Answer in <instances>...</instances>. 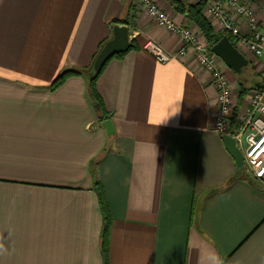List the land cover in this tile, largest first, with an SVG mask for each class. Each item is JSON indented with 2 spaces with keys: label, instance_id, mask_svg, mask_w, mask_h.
<instances>
[{
  "label": "crops",
  "instance_id": "obj_1",
  "mask_svg": "<svg viewBox=\"0 0 264 264\" xmlns=\"http://www.w3.org/2000/svg\"><path fill=\"white\" fill-rule=\"evenodd\" d=\"M245 1L264 31V0ZM126 4L0 0V264H103L97 181L114 218L110 264H264V180L213 130L218 94L195 56L160 62L145 49L180 46L145 9L129 25L140 49L97 81L115 133L100 123L86 83ZM220 66L237 93L236 73ZM66 69L83 75L50 90Z\"/></svg>",
  "mask_w": 264,
  "mask_h": 264
},
{
  "label": "built area",
  "instance_id": "obj_2",
  "mask_svg": "<svg viewBox=\"0 0 264 264\" xmlns=\"http://www.w3.org/2000/svg\"><path fill=\"white\" fill-rule=\"evenodd\" d=\"M140 1L150 18L177 36L180 42L179 48L174 51H166L153 41L147 42L145 49L160 62L181 60L191 54L195 56L200 67L210 74L218 94L213 130L235 138L244 155L246 175L255 180H264V89L253 91L244 102L246 104L234 113L237 96L220 66L223 60L212 53L201 35L186 25L178 24L157 2ZM192 1H204L205 16L209 17L215 28L223 34H229L240 52L247 51L262 62L264 77V31L255 7L245 0Z\"/></svg>",
  "mask_w": 264,
  "mask_h": 264
},
{
  "label": "trees",
  "instance_id": "obj_3",
  "mask_svg": "<svg viewBox=\"0 0 264 264\" xmlns=\"http://www.w3.org/2000/svg\"><path fill=\"white\" fill-rule=\"evenodd\" d=\"M169 5L173 8V10L179 14H183L186 16L190 23L195 26L199 32L201 33V36L203 37L204 41L209 45V47H212L218 40H220L223 36L227 35L231 40L233 41L232 37L229 34H223L219 30H217L214 26V24L211 22L209 17L205 16L204 9H205V2H197V3H187L182 0H166ZM134 0H127L126 9L124 11V16L118 20H116V23L122 24V25H130L134 26L133 18H134V11L135 6ZM140 47L137 44V40L133 39L131 41L130 48L127 52L132 50H139ZM125 53H119L114 55L110 60L113 58H123L127 54ZM108 60L105 65L102 67L101 70H99L97 73H93L92 77L89 79L87 84V93L90 101L93 104H99L100 107L98 108V119L100 123H103L106 120H111L109 114L107 113L105 109L104 102L102 100V97L99 96V92L97 89V81L99 77L101 76L102 72L106 68L107 64L110 62ZM248 71H252L255 73L253 62L249 61L248 66L242 70L241 73L236 74V78L238 79L239 83V94H238V103L242 104L243 99L251 89H264V78L260 77L261 74L256 73L259 81H253V82H247V76H245V73L247 74ZM83 73L80 70L76 69H66L64 71H61V73L58 75V77L51 83L49 86L50 90H56L61 84H63L68 78L73 76H82ZM259 86H263V88H259ZM113 138V137H112ZM109 148V147H108ZM108 148L106 147L102 154L99 156L98 160L94 163H92V166L95 164H98L100 161V158H102L105 153L107 152ZM95 185V191L98 195L99 204L101 208V212L103 214V229L100 239V247L103 257V264H110V232L113 224V215L111 211V207L108 201V197L106 194V191L104 189L103 184L100 181H97Z\"/></svg>",
  "mask_w": 264,
  "mask_h": 264
},
{
  "label": "water",
  "instance_id": "obj_4",
  "mask_svg": "<svg viewBox=\"0 0 264 264\" xmlns=\"http://www.w3.org/2000/svg\"><path fill=\"white\" fill-rule=\"evenodd\" d=\"M112 32H114L113 38L105 43L96 57L92 67V73H97L101 70L105 63L114 55L125 53L130 48L132 40L130 39V27L128 25L117 24L113 27ZM229 39L230 38L227 35L223 36L211 47V51L220 57L234 73L239 74L248 66L249 60ZM259 88H263V86H259ZM99 107V104H95L96 109ZM102 125L107 131L106 134L109 136H112L115 133L114 124L111 120L104 121ZM222 138L227 143L231 154L235 157L237 167L244 170V155L238 147V143L235 138L227 134L222 135Z\"/></svg>",
  "mask_w": 264,
  "mask_h": 264
},
{
  "label": "rangeland",
  "instance_id": "obj_5",
  "mask_svg": "<svg viewBox=\"0 0 264 264\" xmlns=\"http://www.w3.org/2000/svg\"><path fill=\"white\" fill-rule=\"evenodd\" d=\"M133 6H135V10L136 11H141V10H144V8H143V5L141 4V1L140 0H134V5ZM213 23V22H212ZM214 24V23H213ZM215 26V25H214ZM195 33L197 32V34L198 35H201V33L199 32V30L198 29H196V27L195 26H192V28H191ZM217 30H218V28H217ZM254 67V66H253ZM255 70V69H254ZM256 73H259V74H261V76L260 77H263L262 75V71H261V73L260 72H257L256 70H255V73L254 72H252V71H248L247 70V74L245 73V76H247V82H255V81H259V79L257 78V77H255V76H257V74ZM237 77V76H236ZM264 78V77H263ZM237 81H238V79H237ZM238 85H239V83H238ZM230 86H231V84H230ZM231 89L233 90V88L231 87ZM240 88H239V86H238V91H237V93H235L236 94V96H237V106L235 107V109H234V113L235 112H238V110H239V108H240V106H242V105H244V104H246V103H244V102H246V99H247V97H248V95H250L253 91H255V89H251V90H249V92L247 93V95L245 96V98L243 99V102H242V104H239L238 102V94H239V92H240V90H239ZM234 91V90H233Z\"/></svg>",
  "mask_w": 264,
  "mask_h": 264
},
{
  "label": "clouds",
  "instance_id": "obj_6",
  "mask_svg": "<svg viewBox=\"0 0 264 264\" xmlns=\"http://www.w3.org/2000/svg\"><path fill=\"white\" fill-rule=\"evenodd\" d=\"M178 112V111H177ZM211 264H221V261H219V259L218 258H216V257H212L211 258Z\"/></svg>",
  "mask_w": 264,
  "mask_h": 264
}]
</instances>
